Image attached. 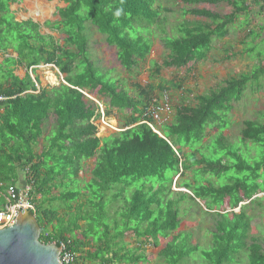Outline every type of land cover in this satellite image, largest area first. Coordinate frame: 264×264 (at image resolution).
Returning a JSON list of instances; mask_svg holds the SVG:
<instances>
[{
    "label": "trees",
    "instance_id": "16d2710c",
    "mask_svg": "<svg viewBox=\"0 0 264 264\" xmlns=\"http://www.w3.org/2000/svg\"><path fill=\"white\" fill-rule=\"evenodd\" d=\"M13 1L0 0V49L15 43L16 64L25 66L27 74L21 79L10 66L1 69L7 74L0 70V96L5 97L0 100L4 145L0 148V184L13 185L11 178L17 170L29 169L40 240L65 244L80 264L149 262L143 248L129 249L126 238L135 237L140 246H163L159 257L164 264H187L186 259L199 252L200 245L191 243V232L176 233L181 214L188 213L181 204L187 201L202 209L199 200L205 213L215 218L213 247L199 252L207 264H238L243 257L246 264H264L261 238L251 236L253 215L246 211L250 206L264 209L255 197L264 191H259L257 183L248 184L247 178L219 186L211 178L218 179L232 168L251 170L255 180L260 178L264 163L256 162L252 168L233 146L236 142L224 134L232 104L241 100L252 76L231 78L217 90L197 96L195 105L178 107L172 123L163 125L159 134L142 122V115L156 90H165L163 85L135 82L129 86L110 76L91 58L87 34L89 25L94 27L116 48L124 70L133 74L148 60L158 28L166 59L162 65L152 62L155 75L165 67L191 69L207 58L216 40L229 34L228 26L234 24L237 14L248 13L246 0H241L242 5L238 0H180L189 6L226 2L234 10L222 16L206 9H185L183 15L205 17L210 22L184 21L171 31L156 0H62L67 6L59 9L60 21L52 27L65 34L62 43L52 35H41L34 22L14 21ZM5 16H11V21ZM41 64L55 65L65 83L38 90L39 78L34 81L30 70L34 73ZM168 83L179 87L173 81ZM81 90L108 99V105L103 102L105 115L110 116L114 108L125 118L120 131L98 136L95 122L101 113ZM51 115L55 119L44 138L46 145L37 152L34 145ZM261 116L243 122L240 140L264 146V114ZM209 129L216 133L202 146ZM90 160L93 165L87 172L84 168ZM83 171L89 178L79 180ZM189 173L193 182L187 178ZM82 181L84 185L78 186ZM8 185L2 186L6 197ZM174 185L185 192L175 191ZM60 189L58 196L51 197ZM245 201L248 204L236 212Z\"/></svg>",
    "mask_w": 264,
    "mask_h": 264
},
{
    "label": "rangeland",
    "instance_id": "374dc122",
    "mask_svg": "<svg viewBox=\"0 0 264 264\" xmlns=\"http://www.w3.org/2000/svg\"><path fill=\"white\" fill-rule=\"evenodd\" d=\"M38 1H43V5L39 3L35 5V9L22 8L21 10L25 12L22 14V17L35 18V20L41 24L34 20L32 22L39 26L41 35H52L58 42H64L65 34L58 32L52 27H54L53 25L57 21H60L58 9L65 8L67 4L62 0ZM248 1L251 2V0ZM249 2L247 3L249 6L247 11L248 15L244 16V14L241 13L237 14L234 24L228 26L229 34L223 39L216 40L213 43V47L209 51L207 58L195 62L191 69L188 67L179 69L175 67H165L162 68L159 75H155L152 68V62L162 65L166 59V51L160 41L161 31L158 28H155L154 30V43L148 60L141 63L139 68L133 74L127 73L119 63L116 48L108 45L103 36L94 27L89 25L90 34L88 31L87 34L90 36L89 51L91 58L100 68L110 72V76L126 82L129 86L135 82L142 86H146L151 82L155 85H163L165 88L164 92L157 89L155 96L161 97L163 93H168L171 99V110L170 113L166 115L163 123L160 124V128L165 124L172 123L178 107L183 105H195L197 96L217 90L223 86L227 80L231 78H239L241 74L252 76L245 86L241 100L232 104L233 109L228 114V119H226L227 126L229 127L224 131V134H226L231 141L236 142L233 146L239 149L243 159L254 168L256 162L264 163V146L250 141H242L240 140V134L245 120H260L262 117L261 115L264 114V25L259 26V24H263L264 21L257 20L259 18L258 15L252 17L251 14L253 8L250 9L251 4ZM33 3H35V0L30 2L29 7H32ZM238 3L242 5L243 1L238 0ZM155 5L161 6V17L166 18V28L168 31H171L172 28H177L178 25L184 21L192 23L210 22V20L205 17L191 14L183 15L185 9H206L211 12L219 13L222 16L232 13L234 10V8L226 2H222L218 5L198 4L189 6L184 5L180 0H156ZM5 17L8 21H11V16ZM30 26L33 27L34 25L30 24ZM46 26L50 27L52 30L47 29ZM260 27L261 29H259ZM30 30L36 34V31L32 30L31 27ZM11 33L16 35L17 31L12 30ZM9 38L11 39V37ZM49 43L50 41L46 42V44ZM13 46L14 48L17 47L15 43ZM16 60L17 58H11L9 59V62L6 61L4 64L8 67L13 66L16 64ZM2 72L3 70H1V73ZM3 74H7L6 71H4ZM36 76H38L40 80V86H55L64 83L63 75H61L53 65H39V67L35 68V72L33 73V77L36 78ZM170 81H173L176 85L179 84V87L176 88L171 86L168 83ZM90 96L95 99L99 98L98 100L101 103L104 102L108 105L107 98L99 96L97 98L94 93L90 94ZM118 112L117 109L112 108L110 116L106 118L109 119L108 121L110 124L113 127H117V129L122 127L125 122V118H123ZM54 119L55 116L51 115L47 123L44 125L43 135L49 134ZM95 123L99 126L98 136L100 137L109 136L113 132H116L113 128L103 125L101 120H97ZM215 133V129H209L208 135L202 141L201 145H208L211 139L209 136L214 135ZM2 140L3 136L1 134L0 148H4ZM39 144L41 145V142H39ZM234 162L236 163V161ZM222 163L224 164L225 161ZM92 165V160L88 161L84 170L88 172ZM87 172H81L78 179H88L89 175ZM254 175V172L251 170L238 172L235 168H232L230 171L219 175L218 179L214 176L211 178L216 181L213 182L215 186L229 184L230 181L236 178H247L248 184L251 185L253 182L257 183L259 191H264V167L259 172L260 178L258 180H255ZM187 178L193 182L191 173L187 174ZM178 182H180V180H178ZM83 185L82 181L78 186L82 187ZM173 189L175 191L185 192L184 188H179L177 185H174ZM61 191L62 190L60 189L54 190L53 192L57 196ZM263 194L264 193H261L255 197H259V202L264 204ZM39 198L38 201H40ZM197 201L201 204L203 211L187 201H184L181 204V207L186 208L188 213L186 215L183 213L181 214L182 224L176 233L191 232V243L193 245H200V251L210 250L213 247L211 233L215 231V218L206 214V209L201 201ZM246 204H248V202L245 201L244 205ZM227 210L228 212L230 211L229 209ZM246 211L248 214L253 215L251 236L260 237L264 248V209L260 206H250L246 208ZM126 241L129 244V249L134 250L137 248H143L145 250L144 253L148 255L149 262L141 264H164L162 258L159 257V251L163 246L158 248L153 247L151 244L140 246L135 237H127ZM199 252L192 254L190 257L191 259L188 258L185 262L187 264H207L202 259ZM238 264H246L245 257H243Z\"/></svg>",
    "mask_w": 264,
    "mask_h": 264
},
{
    "label": "water",
    "instance_id": "95a60500",
    "mask_svg": "<svg viewBox=\"0 0 264 264\" xmlns=\"http://www.w3.org/2000/svg\"><path fill=\"white\" fill-rule=\"evenodd\" d=\"M242 205L244 202L236 211ZM17 209L18 216L13 223L0 229V264H62V246L56 242L43 243L37 217L28 207L22 213V207Z\"/></svg>",
    "mask_w": 264,
    "mask_h": 264
},
{
    "label": "built area",
    "instance_id": "2783aa9c",
    "mask_svg": "<svg viewBox=\"0 0 264 264\" xmlns=\"http://www.w3.org/2000/svg\"><path fill=\"white\" fill-rule=\"evenodd\" d=\"M82 92L85 96L94 100V102L97 104L101 113L100 120L102 124L113 128L114 131H120V129L113 127L108 119H106L107 116L105 115L103 103L90 96L88 92ZM155 95L156 93H154L149 106L142 115V122L147 123L155 132L161 134L159 130L160 124L163 123L166 115L170 113L171 99L168 93H163L161 97H157ZM4 99L5 97L0 96V100ZM28 171L29 169L26 168L25 174L27 175V182L23 188H19L15 184H9L6 189L8 203L4 209L0 210V229L13 223V220H15V218L18 216L17 207H22L21 213L25 211L24 207H28L33 214L36 211L34 197L32 195L34 181L32 179L28 180ZM0 185L3 186V184ZM61 246L62 252L60 255V260L62 264H80L75 253L69 250L65 244L62 243Z\"/></svg>",
    "mask_w": 264,
    "mask_h": 264
},
{
    "label": "crops",
    "instance_id": "0c3cea01",
    "mask_svg": "<svg viewBox=\"0 0 264 264\" xmlns=\"http://www.w3.org/2000/svg\"><path fill=\"white\" fill-rule=\"evenodd\" d=\"M31 1L32 0H15V1H13V2L10 3V11L13 13L14 21L19 22V23L22 22L24 24L29 23V22H32L33 20L35 22H37L35 20V18H33V17H26V18L22 17V14L25 13L24 11L21 10L22 8H25V9H28V8L35 9V5H37L39 3L43 5V3H44L43 1L35 0V3H33V6L32 7H29ZM246 2L248 3L249 1L246 0ZM249 3L251 4L250 5V9L253 8V12L251 14L252 17H254V16L256 17V15H258L259 18L257 20L264 21V0H251V2H249ZM28 12H29V10H28ZM246 15H248V13H244V16H246ZM37 23H39V22H37ZM39 24H41V23H39ZM260 25L263 26L264 23L263 24H259V26ZM47 29H51V28L50 27H47ZM259 29H261V27ZM5 45L7 46V44H5ZM17 57H18V54H17L16 50L14 49V46L13 45H11V46L9 45V47L6 50L0 49V65H2V66H0V70H1V68L4 70V69H6L8 67V66H6L4 64V63H6V61H9L10 58H17ZM44 65H53V64H44ZM53 66L58 70V68L55 65H53ZM37 67H39V66H35V68H37ZM10 68L13 70V73L16 76H18L19 78H21V79L24 78L26 76V74H27V69H26L25 66L15 64L13 66H10ZM30 75L32 76L33 80L36 81V78L33 77V73L31 72V70H30ZM36 85H37L38 90L40 89V87H44L43 85L40 86V84H37V83H36ZM0 129H1V127H0ZM47 135L48 134L43 135L41 139H38L37 144L34 145V148L37 150V152L42 151L43 150V147L46 145V141L44 140V138H46ZM39 142H41V145L39 144ZM11 181L17 187L23 188L25 186L26 182H27V175L25 174V172H20V171L18 172V170H17L16 175L11 178ZM8 184H10V183H5V184H3V186L8 185ZM2 188L3 187L0 185V208L3 206L0 210L4 209V207L8 203V199L4 195L5 193H4V190ZM59 194H60V192H59ZM52 196L53 197H56V195L54 194V192L51 195V197Z\"/></svg>",
    "mask_w": 264,
    "mask_h": 264
},
{
    "label": "clouds",
    "instance_id": "9594fccd",
    "mask_svg": "<svg viewBox=\"0 0 264 264\" xmlns=\"http://www.w3.org/2000/svg\"><path fill=\"white\" fill-rule=\"evenodd\" d=\"M244 204H245V202H244ZM237 212V211H236ZM33 214V213H32Z\"/></svg>",
    "mask_w": 264,
    "mask_h": 264
},
{
    "label": "bare ground",
    "instance_id": "6f19581e",
    "mask_svg": "<svg viewBox=\"0 0 264 264\" xmlns=\"http://www.w3.org/2000/svg\"><path fill=\"white\" fill-rule=\"evenodd\" d=\"M50 78H51V77H50ZM54 80H55V79H54ZM54 80H53V81H54Z\"/></svg>",
    "mask_w": 264,
    "mask_h": 264
}]
</instances>
